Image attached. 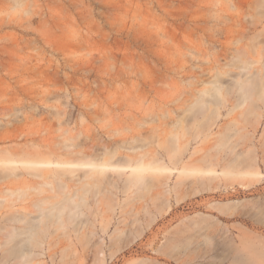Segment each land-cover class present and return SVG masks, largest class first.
Listing matches in <instances>:
<instances>
[{
    "label": "rangeland",
    "instance_id": "obj_1",
    "mask_svg": "<svg viewBox=\"0 0 264 264\" xmlns=\"http://www.w3.org/2000/svg\"><path fill=\"white\" fill-rule=\"evenodd\" d=\"M214 82L219 102L209 96L199 109ZM262 82L264 0H0V135L74 162L136 144L171 169L156 172L157 185H129L128 170L116 174L117 186L87 192L82 218L93 223L52 227L42 260L264 264V179L200 172L264 175ZM243 84L254 88L247 100ZM26 189L24 198L40 191ZM105 216V261L60 254L87 250L69 234ZM182 241L186 247L174 251ZM7 248L1 264H40Z\"/></svg>",
    "mask_w": 264,
    "mask_h": 264
},
{
    "label": "bare ground",
    "instance_id": "obj_2",
    "mask_svg": "<svg viewBox=\"0 0 264 264\" xmlns=\"http://www.w3.org/2000/svg\"><path fill=\"white\" fill-rule=\"evenodd\" d=\"M252 64V62L247 61L244 62L243 67L250 69ZM261 85L264 95V82ZM253 89L248 84L241 85L242 100L250 98ZM220 92L221 85L214 82L213 87L205 90L202 97L197 100L196 103L199 109H202L205 103L209 101V96L215 98L213 99L214 102H219ZM192 106H194V113H198L195 105L193 104ZM195 114L192 116L193 119ZM14 140L15 138L0 135V249L4 251L2 248L9 246L12 248L11 254L16 252L15 257L23 263H30V261L39 259L40 262L36 261L40 264H48L44 262L46 259H42L45 256V248L47 247H45V243L51 244L49 241L50 235L55 230L52 227L56 226L57 230H62L61 228L68 226L69 220H78L80 218L82 223H93L89 217H85L86 220L82 218L83 215L88 216L87 212L82 210V207H90L91 203L89 199L91 194L87 192L97 193L105 187L117 186L120 178H117L116 174L127 173L128 170L131 172L129 185L139 186L147 185L150 180L155 179L154 176L157 177L156 175L158 174L156 172L163 173L171 170L167 166H156L155 163L158 158H152L148 151L137 150L139 145L136 144L125 145V150L121 148H105L99 153L88 151L84 153V157L79 162H74L68 159H53L52 156L46 155L47 151L41 147H17V144H13V142H16ZM129 161L134 162L129 163ZM80 168L81 170H79ZM178 170L180 172L189 171L187 167H182ZM200 172L210 176L222 173L224 175L250 173L234 170H222L219 172L215 169H205L200 170ZM150 173L156 174H152V177ZM158 181L152 182L157 185ZM26 185L40 189V191L33 193L31 197H27L28 199L24 198V194L27 193ZM42 185H49L51 187L50 192L45 193ZM4 186L11 190L10 193H7L9 196L3 194ZM110 225L111 218L105 216L101 220L100 225L89 226L87 229H83L82 226L75 227V237L71 235L72 233L69 234V230L66 231L65 229L64 232H68L70 235H66L67 237L69 236L70 242L78 240L77 242L80 241L82 243L80 244L84 245L85 249H88L85 250L86 252L84 251L77 255L73 252L67 253L64 251L60 254L80 260L94 257L105 261V234L109 233ZM115 231L119 232L120 228L117 227ZM100 234L105 236L104 239L98 241L95 238V240L94 237ZM113 235L111 234L110 238L114 239ZM118 236H120L119 233ZM114 242L116 241L114 240ZM86 246L89 247L86 248ZM10 248H7V250ZM10 251H5V254H2L3 256L0 254V264L6 261V253L8 254ZM54 254H49V258L55 257Z\"/></svg>",
    "mask_w": 264,
    "mask_h": 264
},
{
    "label": "snow or ice",
    "instance_id": "obj_3",
    "mask_svg": "<svg viewBox=\"0 0 264 264\" xmlns=\"http://www.w3.org/2000/svg\"><path fill=\"white\" fill-rule=\"evenodd\" d=\"M248 176L251 179H264V175L255 174V173H249ZM182 245L186 247L187 241L178 242L177 247H176V249H174V251L178 250ZM204 245L207 246V242Z\"/></svg>",
    "mask_w": 264,
    "mask_h": 264
}]
</instances>
